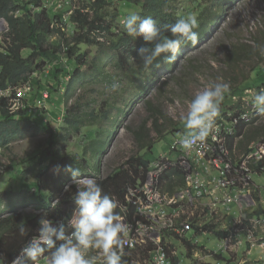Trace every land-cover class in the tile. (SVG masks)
I'll return each instance as SVG.
<instances>
[{
	"label": "rangeland",
	"instance_id": "obj_1",
	"mask_svg": "<svg viewBox=\"0 0 264 264\" xmlns=\"http://www.w3.org/2000/svg\"><path fill=\"white\" fill-rule=\"evenodd\" d=\"M43 9L48 12L52 22L53 33L43 37L42 49L33 53L32 50L23 49L21 56L31 57L32 74L28 78V93L25 95L20 105L15 106L13 113L15 117L25 114L27 109L35 112L34 103L37 100L38 92L47 89L49 91V101L45 103L46 109H38L35 115L45 116L47 122L38 120L35 124L39 128H33L30 132L25 133L23 139H14L12 142L0 147V219L2 217L14 216L16 214H38L40 203L34 199L33 191L30 186L34 185L35 178L39 168L45 166L40 165L39 156L41 151L47 148L49 143V135L43 130L48 128L50 123L54 133L57 134L55 155L60 158H71L75 161L76 167L83 166L85 160L92 162L93 170L100 169L102 175H106L109 171H116L121 168L125 162L131 157H143L146 160H155L157 158L169 157L165 162L164 169L171 165H178L179 153L170 150V145L174 142V138L178 139V135H182L186 130L182 117L185 115L189 101L194 95L203 90L206 86L216 82H226L230 85V91L227 93L221 103V115L216 122L228 124L231 117L235 115L237 109L241 108L243 99L251 101L252 92L264 89V55H261L257 46L264 45V0H235L231 5H223L221 18L217 20V25L213 27L211 34L207 36L196 49L192 51L176 54L177 62L173 66L171 72L166 74L162 81L164 84L147 95L150 102L157 101L156 106L165 112L171 120L168 124L169 133L150 151L139 150L135 133L140 130V124L150 115L145 111L143 104L136 105L133 113H122L123 104L120 114L111 113L102 122L99 121L92 126V131L84 134L69 133L65 129L64 110L65 106L78 99L81 102L94 99V107L98 103L105 101V108L110 110L108 104L114 103L128 95L137 96L136 86L133 82L119 74L114 67V63L108 58L105 59V72L109 74L101 77L93 70L96 59L98 61L101 56H105L110 45L115 43L118 38L125 34L121 19L127 14L136 12L138 7L132 4L117 2L116 0H108L107 4L98 14L101 21L98 23L103 29H100L93 40L92 45L75 44L72 36L75 33V24L71 21L73 11L82 10L83 6L86 11L93 12L89 0H47ZM171 11L177 12L179 15L195 13L202 8V0H172ZM19 4L30 10L31 14L41 12L40 9L30 5V0H19ZM215 11V9H214ZM19 12V14H21ZM69 18V22L61 21ZM0 37H2L0 35ZM4 36L0 41L3 47H8L10 39ZM70 47H76L75 56H82L80 62L76 59L66 58L62 55L68 52ZM64 62L61 66L59 62ZM74 74L75 83L69 85L70 77ZM262 78H261V77ZM18 85L17 89H24L23 84ZM118 83L119 89L111 90V85ZM137 85V81L135 82ZM160 88V90H159ZM17 89L11 94L18 91ZM7 91L1 92L5 96ZM10 93H8V96ZM97 103V104H96ZM30 112L26 113L30 118ZM40 118V117H39ZM0 121L2 117L0 114ZM162 124V121H160ZM254 125L247 130H254L264 125V114L259 117ZM164 127V126H163ZM154 135L153 132H150ZM151 138H155L152 136ZM227 141V140H225ZM107 144V151H100V144ZM109 142V143H108ZM261 145V146H260ZM252 144L248 148V152L243 155L227 151L222 146V152L217 151L211 157L218 155L222 157L228 155L231 163L236 166L241 160L248 157L249 165L252 166L251 151L253 148L261 147L264 151L262 143ZM94 146L96 152L92 151ZM184 155L193 156L189 152H182ZM264 155V154H263ZM82 163V164H81ZM99 163V166L97 164ZM190 168L192 162L189 161ZM211 171L214 165L205 163ZM88 170V166L85 167ZM81 170V168H79ZM152 167L149 165V175ZM91 170V169H89ZM163 172V171H162ZM256 174L264 173L260 170H253ZM91 173L97 174L95 171ZM148 175V177H149ZM240 175V174H238ZM83 176H94L93 174ZM89 178V177H88ZM71 184V183H70ZM250 184V182H249ZM241 186V185H239ZM30 187V188H29ZM137 195V194H136ZM48 199V195H45ZM59 199L61 208L65 211L59 219L65 221L71 216L74 209V198L65 199L63 195L56 198ZM52 205V204H51ZM53 209L51 206L50 209ZM56 208V207H55ZM191 213L193 228L192 231L197 237L204 236L207 239L218 241V237L205 230L208 226L214 227L221 223L219 219L220 213L212 216V220L206 217L205 205L197 204L194 210L186 209L183 218L186 219ZM249 217V215H248ZM218 219V223L215 220ZM141 220L146 223V219L141 216ZM249 224V221L245 222ZM262 225V224H261ZM264 226V225H262ZM205 232V233H204ZM204 233V234H203ZM227 235V234H226ZM231 244L234 243L233 233H229ZM246 232L243 233L245 237ZM185 238H172L166 236L164 243L171 250L177 251L173 242L184 245ZM200 247L202 250L204 247ZM187 256L192 251V262L205 252L184 247ZM188 252V254H187ZM92 254H98L93 250ZM140 259V256H138ZM136 264V262H134ZM188 264V261L183 262Z\"/></svg>",
	"mask_w": 264,
	"mask_h": 264
},
{
	"label": "trees",
	"instance_id": "obj_2",
	"mask_svg": "<svg viewBox=\"0 0 264 264\" xmlns=\"http://www.w3.org/2000/svg\"><path fill=\"white\" fill-rule=\"evenodd\" d=\"M92 1L90 4L93 12L86 11V7L83 6L82 10L73 11L71 14V21L75 24V33L70 40L75 44H86L92 45L94 42L91 40L95 39L96 34L102 26H99L101 21L98 18L99 12L107 4L108 0H89ZM117 2L132 4L138 7V13L143 17H151L156 20L161 26L170 25L175 22L179 15L177 12L171 11L172 0H116ZM235 0H202V8L196 11L194 14L197 15L199 21V27L196 31L199 33L198 42L193 45L191 42H187L182 45L178 54L186 51H192L196 49L203 40L211 34L214 26H216L217 20L221 18L223 5H231ZM47 0H30V5L40 9L41 12L37 14H31L30 10L25 6L19 4V0H0V19H4L7 23L8 31L6 32L5 39L9 40L8 47L0 45V92L6 90H12L19 84L28 80L32 74V62L31 57H22L21 51L23 49L32 50L33 53L42 49L43 37L53 33L52 22L50 20L48 12L43 9ZM44 3V5H42ZM215 9V11H214ZM19 14V12H21ZM185 15V14H184ZM61 21L69 22V18L62 19ZM171 35V33H167ZM145 46V42L142 38H133L127 33L122 34L118 40L110 45L107 49L105 56H101L99 61L98 58L94 64L93 70L101 77L109 74L105 72V59L108 58L114 63V67L119 71V74L124 75L130 79L134 86H136L137 96L128 95L121 99L116 100L112 104H108L110 110H107L105 101L96 103L94 107V99L81 102V99L70 103L65 106L64 123L65 129L70 133L84 134L92 131L94 126L99 121L106 119L111 113L120 114L121 106L123 104L122 113H133L136 109V105L143 104L145 111L150 115L148 118L143 120L140 124V130L135 133L137 141V147L139 150L150 151L152 148L161 141L168 133V124L171 120L167 117L165 112L156 106L157 101L153 103L147 99L148 93L154 91L159 84V87L164 84L162 81L163 77L172 71L173 66L177 62L171 64L165 62L164 56L162 55L157 61L149 68L145 67L142 60L138 56L137 50ZM76 47H70L68 52L62 56L66 58H75L77 63L80 62L82 56H75ZM64 62H59L61 66ZM159 64L160 67H156ZM261 77V76H260ZM262 78V77H261ZM76 77L74 74L70 77L69 85L75 83ZM137 81V85L135 82ZM261 83H264L262 78ZM159 88V90H160ZM48 91L47 89H45ZM41 92V91H40ZM49 93V91H48ZM12 97V96H11ZM11 97H0V114L2 121H0V147H4L6 144L12 142L14 139H23L26 137L27 132H30L33 128H39V125L35 124L38 120L46 121V117L35 115L36 112H30L26 110V113L30 112V118H27L26 113L21 114L18 117L14 116V113L10 109L9 100ZM40 117V118H39ZM162 121V124H160ZM164 126V127H163ZM249 127H256L254 125L242 126L236 128L235 134L228 136L227 147L232 154L234 152L235 139L241 137L236 142V151L241 154L247 150L249 145L257 140H261L264 143V125L259 126L252 130H247ZM49 135V143L47 148L41 151L39 158L40 165L45 163V166L38 169L34 185L30 186L33 191V198L37 199L40 203L38 208V214H16L14 216L2 217L0 219V264H32V261L28 260L22 254V248L27 242L34 236H36V229L38 228V220L42 215H46L53 221H60L62 217L63 209L61 204L56 208H51V204L56 201V198L63 195L65 199H73L76 192V185L73 182L74 178L66 170L69 166L75 168L76 163L73 159L65 157H57L55 153L56 149V138L57 134L54 133L50 123L48 128L43 130ZM153 132L154 135H151ZM70 133V134H71ZM90 135V132H89ZM154 136L155 138H151ZM109 143V142H108ZM100 151H107V144H100ZM171 146V145H170ZM92 151L96 152L94 146L91 147ZM249 151V150H248ZM247 151V152H248ZM81 168V177L76 179L93 178L100 184L103 192L111 195L117 202L118 208L115 210L121 216H124L128 221L137 220L135 218L136 207L134 202L136 198H131L130 193L136 194L139 187L148 178L149 164L150 161L143 157H131L125 164L116 171H109L105 176L101 174L100 169L93 170L92 162L89 160L83 161ZM82 164V163H81ZM88 166V170H86ZM99 166V163L96 167ZM91 169V170H89ZM91 171L97 172V174L91 173ZM93 174L94 176H83ZM185 173L182 168L178 165L169 167L163 171L160 176V188L161 192L172 193L176 189L181 188L185 185ZM71 183V184H70ZM69 186V190L65 191V186ZM29 187V188H30ZM48 195V199L45 198ZM142 195L141 192L138 196ZM234 206V205H230ZM227 206V207H230ZM235 207V206H234ZM73 210L71 212V215ZM23 222L27 228V232L24 236L19 233V224ZM209 227L205 230L207 233H212L218 237V241L214 239H207L206 237L193 238L190 242L184 241V247L192 248L195 250H201L205 252L201 256H209L215 261L213 263H205L196 259V264H221L223 261V249H221L222 240L226 236V232L217 229V225ZM71 231V229H68ZM168 236V235H167ZM170 237V236H168ZM166 238V236H165ZM177 251L176 255L172 258V264H183L188 261L191 263L192 251L187 256L184 254L186 251L184 247L179 246L177 242H173ZM200 245L204 247L202 250ZM152 246H146L143 250V256H147L146 253L151 249ZM51 250L45 252L44 255L49 256ZM127 251V250H126ZM188 254V252H187ZM18 262L15 263L16 259ZM170 258V260H171ZM124 264H134L136 254L129 255L124 253L122 256Z\"/></svg>",
	"mask_w": 264,
	"mask_h": 264
},
{
	"label": "clouds",
	"instance_id": "obj_3",
	"mask_svg": "<svg viewBox=\"0 0 264 264\" xmlns=\"http://www.w3.org/2000/svg\"><path fill=\"white\" fill-rule=\"evenodd\" d=\"M120 23L127 35L134 39L142 38L145 42V46L140 47L137 53L145 67L149 68L162 55L166 63H173L182 45L187 42L195 45L199 39V33L196 31L199 21L194 13L179 16L174 23L161 26L151 17H143L139 13L132 12L123 17ZM166 32L171 35H167ZM257 48L260 54L264 55V45H258ZM156 67H160V65L156 64ZM24 85L29 87V82H25ZM110 87L112 91H116L120 85L113 83ZM44 91L46 90L38 92L37 100ZM229 91L230 85L226 82L211 83L203 90L198 91L189 101L187 111L182 117L186 131L181 136L178 135L180 136L178 143L182 150L190 151L194 146L203 145L212 135L216 121L221 115V103ZM9 93V97H11L12 90ZM13 98L14 95L9 100L11 111L16 106L11 101ZM49 98L45 103L49 101ZM37 100L34 103L36 111L46 109L45 103L38 107ZM251 102L258 111L264 114V89L252 92ZM27 110L31 112L30 108ZM250 125H254V123ZM258 141L261 140L254 142ZM152 162L154 160L150 161V166ZM66 170L72 175L76 185L72 215L66 221L65 219L53 221L46 215H42L38 220L36 236L32 237L22 248L23 255L32 261V264H36L48 250L51 251L47 258V264H124L122 259L123 236L127 233V225L123 222L121 215L115 211L118 208V202L111 195L104 193L95 179H76L81 177V170L78 167L69 166ZM158 188L161 189L160 182ZM69 189V186L66 185L65 191ZM140 192L142 195L138 196ZM136 194L130 195L131 198H136L135 207L138 198L144 199L140 187ZM59 204L60 201L57 199L51 206L55 208ZM137 215L139 214L135 211V216ZM26 232L25 223L21 222L19 233L24 236ZM225 232L228 234L227 231ZM261 242L257 241L258 244ZM93 250L98 254H92ZM261 262L264 260H260L256 264H261Z\"/></svg>",
	"mask_w": 264,
	"mask_h": 264
},
{
	"label": "built area",
	"instance_id": "obj_4",
	"mask_svg": "<svg viewBox=\"0 0 264 264\" xmlns=\"http://www.w3.org/2000/svg\"><path fill=\"white\" fill-rule=\"evenodd\" d=\"M7 31V23L5 20L0 19V35L2 36L0 41ZM23 88L17 89L18 91L14 94V98L11 100L13 105H20V102L27 94L28 85H24ZM256 91L258 90L256 89ZM1 92L0 96H2ZM9 92L10 90H7L4 97H9ZM39 96L36 104L41 107L49 98V94L44 91ZM260 116L262 117L263 113L258 111L251 101L243 99L241 108L237 109L228 124L216 122L214 132L203 145H197L192 150L185 151L181 149L178 143L181 135L178 139L174 138L170 150L180 154L178 162L185 173V185L172 193H162L158 188L162 171L174 165L164 169V164L169 160V157L157 158L152 162L150 175L148 172L149 177L140 187L144 199L138 198L137 200L136 213L139 214L135 216L137 220L128 221L124 216H121L123 222L127 225V233L123 236V254H136V264H172V258L176 255V251L171 250L164 243L165 236L185 238L186 241L190 242L195 236L192 231V229L194 230L192 224V216L194 214L191 213L186 219L183 218V215L186 209L194 210L197 204H201L207 197L221 199L226 206L234 205L238 210V215L234 219L231 229L227 230V232L233 233L235 230L244 231V227L250 228V222L249 224L245 223L246 221L254 222L248 218V211L252 206V200L249 198L250 187L253 175L258 173L253 172V170H260L264 173L263 149L261 147L252 149V166L249 165L248 157L234 166L231 163L233 159L231 161L228 159L230 158L229 153L228 155L224 154L223 157L221 155L215 158L211 156L217 151L222 152V146L229 151L227 141H225L227 140L226 138L235 134L237 127L253 124ZM240 138L237 137L235 139L234 152H237L235 149L236 142ZM255 143L264 145L261 141L252 142L251 145ZM184 151L191 153L193 158L190 159L189 155H184L182 153ZM246 151H248V148ZM243 154L244 152L241 153V155ZM189 161L192 162V168H190ZM206 162L214 165L213 171L215 173H211L213 171L205 165ZM130 195L134 196L132 193ZM215 207L214 204H207L205 210L213 213L216 210ZM141 216L146 219V223L141 220ZM256 223L262 224L258 223V221ZM233 235L235 238L234 233ZM230 243L231 238L227 234L222 240L221 249L225 251L230 246ZM149 245L152 246L151 249L147 251V256H143V250ZM178 245L184 247L182 244ZM138 256H140V259H138ZM47 258L48 256L44 255L36 264H47ZM261 264H264V262H261Z\"/></svg>",
	"mask_w": 264,
	"mask_h": 264
},
{
	"label": "crops",
	"instance_id": "obj_5",
	"mask_svg": "<svg viewBox=\"0 0 264 264\" xmlns=\"http://www.w3.org/2000/svg\"><path fill=\"white\" fill-rule=\"evenodd\" d=\"M211 173H215L214 171ZM254 181V182H253ZM264 176L262 174H255L252 177L251 182V192L250 199L253 201L249 213L250 228L244 227L247 236L243 237V232L241 230H235V243L230 245L227 250L222 252L223 261L221 264H256L260 260H264V226L257 224L264 222ZM259 191V192H258ZM257 195V196H256ZM201 204H214L215 212L211 213L206 210V217L212 220V216L220 213L219 219L222 220L221 223L217 222V229L219 230H230L234 219L238 215V210L234 206L227 207L221 199H215L213 197H207ZM228 211V212H226ZM232 213V214H231ZM263 213V214H262ZM223 218V219H222ZM204 237V236H202ZM257 241H262L257 243ZM198 260L204 261L205 263L218 262L209 256H199Z\"/></svg>",
	"mask_w": 264,
	"mask_h": 264
},
{
	"label": "bare ground",
	"instance_id": "obj_6",
	"mask_svg": "<svg viewBox=\"0 0 264 264\" xmlns=\"http://www.w3.org/2000/svg\"><path fill=\"white\" fill-rule=\"evenodd\" d=\"M192 166V165H191ZM151 172V171H150ZM258 175V174H257ZM254 182V181H253ZM264 186V185H263ZM259 192V191H258ZM257 196V195H256ZM253 202V201H252ZM226 212H228V211H226ZM232 214V213H231ZM263 214V213H262ZM223 219V218H222Z\"/></svg>",
	"mask_w": 264,
	"mask_h": 264
}]
</instances>
